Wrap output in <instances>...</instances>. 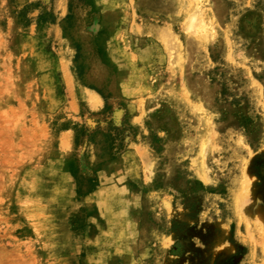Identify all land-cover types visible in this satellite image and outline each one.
Wrapping results in <instances>:
<instances>
[{
	"label": "rangeland",
	"instance_id": "rangeland-1",
	"mask_svg": "<svg viewBox=\"0 0 264 264\" xmlns=\"http://www.w3.org/2000/svg\"><path fill=\"white\" fill-rule=\"evenodd\" d=\"M0 264H264V0H0Z\"/></svg>",
	"mask_w": 264,
	"mask_h": 264
},
{
	"label": "bare ground",
	"instance_id": "bare-ground-1",
	"mask_svg": "<svg viewBox=\"0 0 264 264\" xmlns=\"http://www.w3.org/2000/svg\"><path fill=\"white\" fill-rule=\"evenodd\" d=\"M191 20H190V22H191V24H190V29H194L195 28V26H196V23H197V21H198V15H195V16H193V17H191L190 18ZM189 29V30H190ZM89 95H90V97H91V99L94 101V104L97 106V105H100L101 103H102V100H101V98H100V96L99 95H97V94H94V93H88Z\"/></svg>",
	"mask_w": 264,
	"mask_h": 264
}]
</instances>
